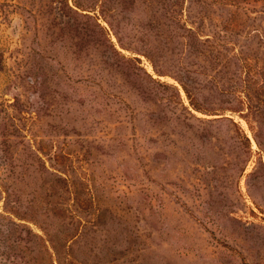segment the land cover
Instances as JSON below:
<instances>
[{"label": "rangeland", "instance_id": "rangeland-1", "mask_svg": "<svg viewBox=\"0 0 264 264\" xmlns=\"http://www.w3.org/2000/svg\"><path fill=\"white\" fill-rule=\"evenodd\" d=\"M45 231L69 264H264V0H0L7 264H58Z\"/></svg>", "mask_w": 264, "mask_h": 264}, {"label": "trees", "instance_id": "trees-1", "mask_svg": "<svg viewBox=\"0 0 264 264\" xmlns=\"http://www.w3.org/2000/svg\"><path fill=\"white\" fill-rule=\"evenodd\" d=\"M120 45L123 46V44L121 43L120 41ZM114 52L115 54L120 57L121 59L123 60H126V61H131V60H135V61H139L136 57L135 58H129L127 59L124 55H122L119 51H117L115 48H114ZM157 73H160L157 69H155ZM161 74V73H160ZM165 87H168V88H171L173 90V93H174V103H176L177 105H182L183 109H186L182 102H181V96H180V93H179V90L177 89L176 86H173V85H170V84H166ZM186 93L189 95V92L187 91V89L184 87ZM227 118V117H225ZM231 121L234 123V121L231 119ZM24 230V229H22ZM31 232V231H30ZM45 235L47 237H49L48 239H45L44 237H40L38 235H36L37 238H40V240L44 241V245H46V251H50V248L48 246L47 243H50V246L53 248V252L50 253L51 254V257H52V260H56L58 262V264H63L65 262H69V263H73V261L70 259L73 255H71L70 253H68V257L66 256V252L65 251H59L58 249V245L54 244L52 238L50 237V233H48V231H45ZM73 238H70L69 241L73 240ZM68 241V242H69ZM67 246V245H66ZM68 247V246H67ZM55 255H54V254ZM12 257L14 258V255H12ZM12 257H10V255L8 254L7 251H0V264H7L9 262H13L12 260ZM62 259H64L65 261H62ZM67 262V264H69Z\"/></svg>", "mask_w": 264, "mask_h": 264}]
</instances>
